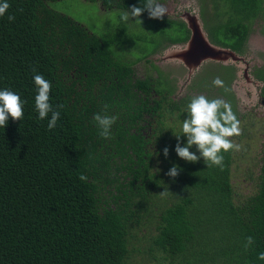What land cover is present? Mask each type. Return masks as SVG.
Wrapping results in <instances>:
<instances>
[{
  "label": "trees",
  "instance_id": "16d2710c",
  "mask_svg": "<svg viewBox=\"0 0 264 264\" xmlns=\"http://www.w3.org/2000/svg\"><path fill=\"white\" fill-rule=\"evenodd\" d=\"M54 1L7 0L10 7L0 16V90L10 89L25 101L23 119L9 117L0 127V264H129L131 253L140 250L130 242L143 219H153L143 248L146 260L156 264H264L258 260L264 252V146L255 192L235 196L229 182L233 151L222 152V169L207 167L202 157L185 161L175 146L186 145L187 137L172 135L173 122H167L174 112L187 118L194 95L225 100L238 118L229 88L213 84L216 78L228 83L233 68L217 66L202 80L196 75V91L174 95L157 66L152 65L154 77L143 78L133 75L132 66L148 62L161 41L184 43L189 30L182 21L150 19L145 11L95 34L50 8ZM87 1L119 13L144 4ZM210 2L199 7L208 40L241 53L253 22L264 20V0ZM9 16L15 19L10 22ZM133 22L149 36L135 35ZM141 40L147 46L132 49ZM123 42L127 53L119 46ZM129 51H137L130 54L133 60L123 57ZM33 68L51 82L50 103L60 111L52 130L35 111ZM254 75L264 82V68ZM105 105L109 115L119 117L107 140L93 121ZM245 126L231 138L243 139ZM151 140L162 160L153 171ZM189 150L199 156L195 145ZM174 165L179 174L172 178L167 173ZM82 173L87 181L78 178ZM149 199L157 201L151 213ZM249 236L254 243L246 249Z\"/></svg>",
  "mask_w": 264,
  "mask_h": 264
},
{
  "label": "rangeland",
  "instance_id": "374dc122",
  "mask_svg": "<svg viewBox=\"0 0 264 264\" xmlns=\"http://www.w3.org/2000/svg\"><path fill=\"white\" fill-rule=\"evenodd\" d=\"M159 3L168 9L164 18L186 22L192 31L195 29L196 34L200 35L199 37L196 36L199 41L203 42L205 34L199 20L198 10L201 5L209 7L211 5L210 0H159ZM49 7L63 13L95 34L101 33V31L104 32L106 29H114V27L124 23L120 20L121 13L119 12L122 11H106L98 2L58 0L50 2ZM129 26L132 31H135V35L141 36L142 34H146V38L149 36L148 29L140 23L137 25V23L133 22ZM133 37L135 38V36ZM191 38L192 36L183 44L171 45L161 41L156 52L148 55V62L141 60L132 66L133 75L139 78L147 75L154 77L155 72L152 65L157 66L173 85L175 90L174 95H180L186 90L192 92L197 90L198 86H196L197 84L192 79L201 68L203 69L205 66L211 65L199 73L198 77L200 80L207 73L214 74L213 71L217 69L216 65L232 66L235 74L233 73L231 89L236 100V111L240 113L238 120L240 121V125H246L244 127L246 131L243 133V139L238 138L237 141L236 138H230L233 142L243 145V148L240 151L232 150L229 166V182L235 196L243 197L251 195L256 190L261 165L260 155L264 146V90L260 93V83L254 82L255 80L251 77L252 71L264 67V20L260 19L253 22L252 32L241 55L229 52L228 50H219L217 49L218 47L210 50L212 52L211 55H202L199 53L198 46L196 44L192 45ZM119 46L124 48L122 53H127L126 47H129L127 43L123 42ZM142 46L145 48L147 42L141 40L139 45L136 44V47L132 49L138 50ZM135 53L137 51H129L123 57L133 60L131 55ZM189 59H193V61L189 62ZM183 120V118L176 116V112L171 114V117L167 119L169 124L173 122V125H171L172 135L173 133H182ZM142 124L145 125V123ZM145 131L149 133L152 130L150 127H145ZM157 145H160L159 142ZM149 151L151 153V170L159 169L162 160L158 151L155 150L153 140H151ZM105 191L103 190L101 193L104 197H106ZM150 193L153 192L151 191ZM159 200L160 198L158 197L157 201ZM149 201L153 205L148 203L147 212L151 213L155 211V203L157 201L156 199H149ZM153 230V219L149 221L143 219L142 222L135 225L134 235L136 237L131 238L130 243L132 247L139 246L140 250H135L131 253L129 264H156L149 261V259L146 260L147 254L143 248L144 242ZM139 237H141L140 240ZM165 263L167 264V262Z\"/></svg>",
  "mask_w": 264,
  "mask_h": 264
},
{
  "label": "clouds",
  "instance_id": "9594fccd",
  "mask_svg": "<svg viewBox=\"0 0 264 264\" xmlns=\"http://www.w3.org/2000/svg\"><path fill=\"white\" fill-rule=\"evenodd\" d=\"M10 4L7 0H0V16H3ZM147 11L150 19H163L168 9L159 0H144L142 7L132 6L130 10L120 14V20L128 22L131 17L139 18L143 12ZM9 21L15 19L14 16L8 17ZM141 23V21H140ZM33 81L36 88L34 97L35 111L38 119H48L47 127L49 130L57 126L60 118V111L55 110L50 103L51 82L46 80L41 74L36 73L33 68ZM213 84L221 86L219 78L213 80ZM25 101L10 89L0 90V127L7 126L9 117L13 121L22 120L24 116L23 108ZM62 106H57L60 108ZM109 106L93 115V121L99 130V136L103 139H111V128L117 122L118 115L108 114ZM49 114H51L49 118ZM187 118L182 121V135L187 137L184 146L178 142L175 152L178 157L188 162H197L201 157L207 167L223 168L224 156L222 152L229 150L240 151L243 145L233 142L230 138L241 135L242 129L240 121L232 111L231 105L221 98L209 99L204 95H194L187 104ZM179 141L180 135H176ZM196 146L199 156L189 149ZM168 148L163 149L165 157L168 156ZM179 174L178 166L174 165L167 173L168 176L175 178ZM81 181H87L88 177L81 174L78 177ZM168 190L161 192L160 196H166ZM254 243L251 236L246 238L244 247L247 249ZM258 260L264 261V252L258 255Z\"/></svg>",
  "mask_w": 264,
  "mask_h": 264
},
{
  "label": "water",
  "instance_id": "95a60500",
  "mask_svg": "<svg viewBox=\"0 0 264 264\" xmlns=\"http://www.w3.org/2000/svg\"><path fill=\"white\" fill-rule=\"evenodd\" d=\"M184 24H185L186 28L189 30V36H188L187 40L184 43H186L189 40V38L192 36V38H191L192 39V45L196 44L198 46L199 53L202 54V55H211L212 52L210 50L213 49V48H215V46L213 44L209 43L207 41L206 37H203V42L199 41V39L196 36L199 37L200 35L199 34H196L195 29L192 31V29L189 26V24H187L186 22ZM201 34H203V33L201 32ZM217 49H219V50H227V49L219 48V47ZM190 61H193V59H189V62Z\"/></svg>",
  "mask_w": 264,
  "mask_h": 264
},
{
  "label": "flooded vegetation",
  "instance_id": "af4514ba",
  "mask_svg": "<svg viewBox=\"0 0 264 264\" xmlns=\"http://www.w3.org/2000/svg\"><path fill=\"white\" fill-rule=\"evenodd\" d=\"M198 16H199V20H200V22H201V26L203 25V23H202V21H201V19H200V14H199V10H198ZM202 30H203V27H202ZM203 32H204V34H205V37H206V39H207V41L210 43V41L208 40V38H207V36H206V33H205V31L203 30ZM212 44V43H211ZM214 45V44H213ZM215 47H219V48H224V47H220V46H218V45H214ZM224 49H227V50H229L230 52H233V53H235V54H238V55H241L242 54V52L241 53H237V52H235V51H232V50H230V49H228V48H224ZM223 65H226V64H223ZM211 66V65H210ZM209 65L208 66H205L203 69H207L208 67H210ZM214 66V65H213ZM216 66H221V65H216ZM225 67V66H224ZM232 67V66H231ZM260 68H264V67H260ZM203 69L201 68L199 71H198V74H197V76L199 75V73H201V71H203ZM233 73L235 74V71L234 70H232V76L228 79V83H225V81H224V79L222 78L221 79V82H222V85L223 86H227L228 88H229V90H230V92L232 93V95H233V97H234V93H233V91H232V89H231V81H232V78H233ZM251 74V73H250ZM194 77H196V75L194 76ZM193 77V78H194ZM251 77L255 80L254 82H259L260 83V85H259V89H260V93H262L263 92V90H264V82H262L261 80H259L255 75H254V71H252V74H251ZM236 81V80H235ZM234 81V82H235ZM234 101H235V106H236V100H235V97H234ZM237 115H239L240 116V113L238 112V114Z\"/></svg>",
  "mask_w": 264,
  "mask_h": 264
}]
</instances>
